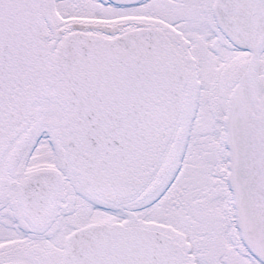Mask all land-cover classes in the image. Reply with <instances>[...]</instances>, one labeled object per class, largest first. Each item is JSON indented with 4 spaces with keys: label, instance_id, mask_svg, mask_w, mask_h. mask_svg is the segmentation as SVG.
<instances>
[{
    "label": "snow or ice",
    "instance_id": "1",
    "mask_svg": "<svg viewBox=\"0 0 264 264\" xmlns=\"http://www.w3.org/2000/svg\"><path fill=\"white\" fill-rule=\"evenodd\" d=\"M0 264H264V0H0Z\"/></svg>",
    "mask_w": 264,
    "mask_h": 264
}]
</instances>
